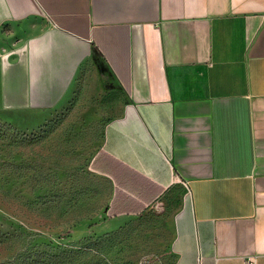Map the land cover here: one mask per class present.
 <instances>
[{"label": "crops", "instance_id": "crops-1", "mask_svg": "<svg viewBox=\"0 0 264 264\" xmlns=\"http://www.w3.org/2000/svg\"><path fill=\"white\" fill-rule=\"evenodd\" d=\"M85 101L109 216L188 183L161 264H264V0H0V119Z\"/></svg>", "mask_w": 264, "mask_h": 264}, {"label": "rangeland", "instance_id": "rangeland-1", "mask_svg": "<svg viewBox=\"0 0 264 264\" xmlns=\"http://www.w3.org/2000/svg\"><path fill=\"white\" fill-rule=\"evenodd\" d=\"M88 103L30 131L0 119V264H138L167 251L186 186L141 213L109 216L108 180L90 164L105 116Z\"/></svg>", "mask_w": 264, "mask_h": 264}, {"label": "built area", "instance_id": "built-area-1", "mask_svg": "<svg viewBox=\"0 0 264 264\" xmlns=\"http://www.w3.org/2000/svg\"><path fill=\"white\" fill-rule=\"evenodd\" d=\"M181 180L186 187H188V183L186 180ZM138 264H161V259L158 254L153 255H143L140 257ZM243 264H257V256L254 254L246 255L243 258Z\"/></svg>", "mask_w": 264, "mask_h": 264}]
</instances>
